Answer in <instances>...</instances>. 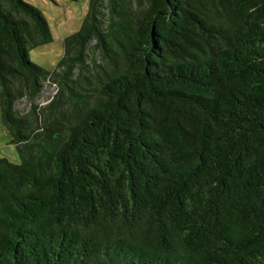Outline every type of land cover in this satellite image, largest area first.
<instances>
[{
    "label": "trees",
    "instance_id": "obj_1",
    "mask_svg": "<svg viewBox=\"0 0 264 264\" xmlns=\"http://www.w3.org/2000/svg\"><path fill=\"white\" fill-rule=\"evenodd\" d=\"M132 1L89 0L47 71L28 56L46 19L0 0L21 157L0 159V264H264V0ZM91 49L105 66L88 100ZM45 82L59 89L35 132L15 103ZM63 99L76 111L54 115Z\"/></svg>",
    "mask_w": 264,
    "mask_h": 264
},
{
    "label": "rangeland",
    "instance_id": "obj_2",
    "mask_svg": "<svg viewBox=\"0 0 264 264\" xmlns=\"http://www.w3.org/2000/svg\"><path fill=\"white\" fill-rule=\"evenodd\" d=\"M26 3L36 7L40 10L49 28L50 40L47 43L38 45L36 47H28V56L30 61L40 66L47 71H53L57 68L58 63L64 56V42L69 37L78 33L83 27L89 10V0H23ZM134 7L138 4H143V0L132 1ZM92 48V43L90 44ZM91 74L86 73L87 78L79 80L75 86V92L81 95H87L88 100L93 99L94 92L92 91V84L90 76L94 71L103 70L105 66L104 61L98 51H89L87 61ZM96 66V68H95ZM101 66V68H100ZM74 78H78L75 76ZM59 87L55 84L45 82L43 84L39 97L33 102H29L28 98L20 99L15 103V109L20 117L30 120L31 126L37 132V125L41 124L48 116L49 105L55 99ZM74 98V97H73ZM35 107V108H34ZM59 116L65 114L67 116L74 110L66 100H58L55 106ZM35 113L38 123L32 121ZM63 121L66 119L62 116ZM0 159H6L12 164H20L21 157L17 146L13 143V138L8 129L3 125L1 119L0 109Z\"/></svg>",
    "mask_w": 264,
    "mask_h": 264
}]
</instances>
